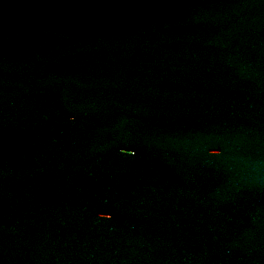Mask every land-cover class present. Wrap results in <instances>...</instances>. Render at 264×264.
<instances>
[{
    "label": "water",
    "instance_id": "95a60500",
    "mask_svg": "<svg viewBox=\"0 0 264 264\" xmlns=\"http://www.w3.org/2000/svg\"><path fill=\"white\" fill-rule=\"evenodd\" d=\"M0 264H264V0H0Z\"/></svg>",
    "mask_w": 264,
    "mask_h": 264
}]
</instances>
